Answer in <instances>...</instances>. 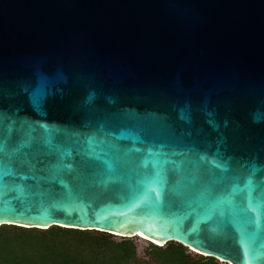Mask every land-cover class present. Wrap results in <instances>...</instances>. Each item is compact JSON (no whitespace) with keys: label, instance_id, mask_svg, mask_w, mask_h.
<instances>
[{"label":"water","instance_id":"obj_1","mask_svg":"<svg viewBox=\"0 0 264 264\" xmlns=\"http://www.w3.org/2000/svg\"><path fill=\"white\" fill-rule=\"evenodd\" d=\"M0 139V225L264 264V0H0Z\"/></svg>","mask_w":264,"mask_h":264},{"label":"trees","instance_id":"obj_2","mask_svg":"<svg viewBox=\"0 0 264 264\" xmlns=\"http://www.w3.org/2000/svg\"><path fill=\"white\" fill-rule=\"evenodd\" d=\"M138 255L132 238L50 226L47 229L0 225V264H220L216 257L195 259L184 245L150 243ZM148 254V255H147Z\"/></svg>","mask_w":264,"mask_h":264},{"label":"rangeland","instance_id":"obj_3","mask_svg":"<svg viewBox=\"0 0 264 264\" xmlns=\"http://www.w3.org/2000/svg\"><path fill=\"white\" fill-rule=\"evenodd\" d=\"M15 224L28 226V225L20 224V223H15ZM6 226L7 227H11V226H17V225H6ZM20 227H22V226H20ZM37 227H38V229H47L50 226H48V227H40V226H37ZM25 228H30V227H25ZM84 230L85 231H88V232H90L92 234H98V235L103 234V233L104 234H109V235H111V238L112 239H115V240H120L121 238H123L118 233H114V232L110 233L109 231H105V230H102V229H93V228H90V229H84ZM131 238L134 241H136V243H137V249H138L137 251H138V255L139 256L144 255V253H147V251L150 250V248H147V246L150 243H153L155 245H158V246L160 245L161 246V244L154 243V242H152L150 240H146V239L141 238V237H138V236H132ZM185 247L187 249V252H189L195 259H201V258H206V256H212L211 254H205V253H202L200 251L194 250L190 246H185ZM215 257L217 258V260L219 261L220 264H233V263H231V262H229V261H227L225 259L219 258L217 256H215Z\"/></svg>","mask_w":264,"mask_h":264},{"label":"bare ground","instance_id":"obj_4","mask_svg":"<svg viewBox=\"0 0 264 264\" xmlns=\"http://www.w3.org/2000/svg\"><path fill=\"white\" fill-rule=\"evenodd\" d=\"M135 233H136V236H138V237L144 238V239H146V240H150V241H152V242H154V243L161 244V243H159L158 241H156V240H154V239H152V238H150V237H148V236L142 234V233L139 232V231H136ZM164 243H165V242H164ZM162 244H163V243H162ZM162 244H161V245H162Z\"/></svg>","mask_w":264,"mask_h":264},{"label":"snow or ice","instance_id":"obj_5","mask_svg":"<svg viewBox=\"0 0 264 264\" xmlns=\"http://www.w3.org/2000/svg\"><path fill=\"white\" fill-rule=\"evenodd\" d=\"M4 141H3V139H0V153H3V151H4ZM202 159H203V157H202ZM214 163V162H213ZM214 166L215 167H222V165H220V164H218V163H214ZM210 195H211V193H210Z\"/></svg>","mask_w":264,"mask_h":264}]
</instances>
